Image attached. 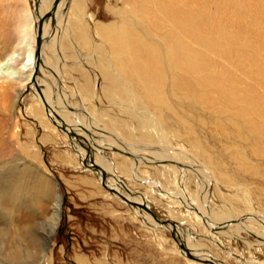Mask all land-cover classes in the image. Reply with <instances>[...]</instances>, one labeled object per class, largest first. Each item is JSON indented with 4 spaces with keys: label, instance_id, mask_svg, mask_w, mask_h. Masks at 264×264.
Listing matches in <instances>:
<instances>
[{
    "label": "rangeland",
    "instance_id": "rangeland-1",
    "mask_svg": "<svg viewBox=\"0 0 264 264\" xmlns=\"http://www.w3.org/2000/svg\"><path fill=\"white\" fill-rule=\"evenodd\" d=\"M26 1L25 6L22 0H0V57L13 50L24 27L31 28L32 35L34 31L39 32L36 3ZM84 1L88 38L85 37L84 43L73 39L72 48L65 37L63 49H59V39L51 40L53 46L46 45L43 51V60H47L51 68L37 88L42 90L46 84L52 99L58 89H64L65 102L73 108L72 112L78 113L82 108L88 122L101 124V128L109 130L112 139L116 135V144L131 152L135 149V163L140 161L134 169L137 179L132 176L133 169L128 172L126 164L122 163L125 156H120L115 148L105 150L104 154L114 161L116 174L150 203V210L160 220L180 224L186 239L188 233L191 236L194 233L201 238L197 240L200 250L225 264H264V240L259 234L264 230L259 225L264 227V139L247 136L249 146L246 145L249 140L241 142L240 136L233 132L236 128L231 123L232 116L213 107L199 108L181 94L182 99H178L169 75L164 78L167 80L163 81L164 89L159 90L167 102L165 107L149 98L146 89L136 80L131 83L135 87H129L130 92L121 89L120 81L106 80L107 74L102 73L104 70L99 66L96 51L107 53L108 47H102L104 42L96 31V23L119 21L121 16L109 0ZM166 2L169 12L167 9L163 14L151 9L148 1L155 19L154 31L146 37L148 41L170 46L177 34L179 43L182 42L186 49H201L200 52L217 65L214 75L223 72L229 78L231 72L224 65L232 68L233 76L240 80L234 89L235 100L239 101L243 93L254 96L258 110L264 113V0ZM70 7V2L62 7L65 17ZM60 24L57 25L60 26L59 38L63 30ZM77 24L80 27L81 23ZM160 24L164 25L158 27ZM47 36L53 37V34ZM28 42L35 49L36 37ZM215 47L223 48L224 52H216ZM85 57L90 60L85 61ZM24 61L21 53L16 52L0 71V264H183V256L170 250L176 241L168 230L143 224L129 206L111 197L98 181V185L86 183L84 177L95 176L82 167L74 168L77 157L64 132L50 125L47 116L43 120L48 126L35 120L30 109L38 102L26 90L29 69L22 66ZM106 61L108 59H104ZM55 72L60 80L56 79ZM16 90L21 91L20 95ZM169 90L175 95L171 96ZM59 106L62 108L63 102ZM223 125L230 126L228 133ZM164 136L168 137L170 148L159 142ZM196 144L206 154H196ZM73 145L76 147L74 142ZM231 145L239 146L241 153L247 155L245 168L238 164L239 155L232 151ZM160 151L165 161H176L161 166L159 159H154ZM209 158L215 173L207 167L210 166ZM189 159L193 164H188ZM173 164L187 167V172L181 173L184 192L193 200L191 210L176 199L182 189L178 186L180 171ZM193 169L206 177L207 186L201 188ZM247 212H251L252 219L255 218L252 221L257 223L248 219L251 222L244 224L247 228H237L231 218L249 217ZM200 213L204 214V221ZM205 219L223 227L232 223L226 229L230 228L237 235L224 234L210 239L207 236L213 232L205 230ZM212 225L214 223L208 229L213 230Z\"/></svg>",
    "mask_w": 264,
    "mask_h": 264
},
{
    "label": "bare ground",
    "instance_id": "bare-ground-1",
    "mask_svg": "<svg viewBox=\"0 0 264 264\" xmlns=\"http://www.w3.org/2000/svg\"><path fill=\"white\" fill-rule=\"evenodd\" d=\"M34 1H35L34 3H36L35 8H36L37 15L35 16L38 19L37 25H38L39 32L37 33V31H34L32 35L31 28H28V26L26 28L24 27V29H22L21 31L20 38L18 39L17 43L13 47V50L8 51L7 53H5L4 55L0 57V71L6 68L7 61L14 55V53L16 52L21 53L22 60H25L22 66L28 67L29 69V72L27 74L28 78L25 79V81L28 82V84H26V90L28 93L30 92L34 97V100L38 102L37 104H35V106L32 105L30 109V112L32 113L35 120L36 119L39 120L40 123H43L42 124L43 126H48L46 124V121H48L50 125L52 123L55 125V127L59 131L61 130L62 132H64V134L68 138L69 144L74 148V152L76 154L75 157H77V160H76L77 165L74 166V168L78 167L79 169V167H82L83 169L89 171L90 173H93L95 176L93 178H88V176H86V178L84 177L83 180L86 183H88L89 185L90 184L98 185L96 183L98 181L101 187L104 188L109 193V195H111V197L117 198L122 203L129 206L134 211V213L137 215V217L141 219L143 224L150 225L151 227L153 226V227L168 230L173 240L176 241V243L173 245V248H170V250L172 253L181 254L183 256V261H184L183 264H202L204 262L207 264H225L224 261L221 262L220 259L213 256L212 254H209L207 252H202L199 248L201 244L197 243L198 242L197 240L201 238H199L198 236H194V233H193V236H191L192 234L189 235L188 233L189 237L187 236L188 238L186 239L184 238L185 237L183 235L184 231H182L183 229L180 227V224L173 225V222H171L170 220H168L169 223H165L162 220H160V218H158L156 215H154L153 212L150 210V203L145 201L142 195H140L139 193H135L131 188L128 187V185H126L124 180H122L119 177V175L116 174L114 170V164H115L114 161L110 157H108L106 154H104L105 150L107 149L112 150L115 148V152L121 154L120 156H123V155L125 156V158L123 159L125 160V162H122V163L126 164L125 168L128 169V172H130V170L133 169L132 176H134L137 179L136 174H134V169L135 167H137L138 164H140V161L138 162V164H136L137 162L135 161V157H134L135 149H133V151L131 152V150L124 148L123 146L119 144H116L115 143L116 135H114L112 139L110 133L107 132L109 130L101 128V124L88 122L84 118V114H82V110H83L82 108H81V111H79L78 113L76 110H75L76 112H72L73 108L69 106L70 105L69 103L65 102L67 98L62 93L64 92V89L63 90L58 89L56 96L52 99V94L49 91L50 88L48 86L45 87L46 84L45 85L43 84L42 90H39L37 88V84L42 83L43 79L46 78L45 73L47 74L48 69L51 68L49 67L48 61L43 60V51H45V48H46L45 46L52 45L50 43L51 40L55 42V39L56 40L59 39L61 41L59 49H63L64 47H66L63 41L65 40V37H67V39L70 41L72 48H74V45H75L73 44L74 40L80 43L81 42L84 43L85 37L87 36L85 35L86 34L85 28L88 25L86 24V21H85L84 13L86 11V5L82 2L84 0H76L75 3L73 2V0H34ZM109 1L114 3L116 10L119 11L118 14L121 16V18H119L120 19L119 21L118 20L117 21L111 20L108 22L98 21L96 23V26H97L96 31L98 32V35L101 37V39L104 42L102 47H108L107 53L102 50L101 52L96 51L99 56V62H98L99 66L100 68L104 70V72L102 73L107 74L106 80H109L110 82L120 81L121 89H124L125 91H129V92L131 91L129 87H132L134 89L135 85H131V83L134 84V80H136L138 81V83L143 85L144 89H146V94L149 98L153 99L154 101H156L157 103L165 107L167 106V102L164 100V94L162 93V91H159V90H162L164 86L163 81L166 80V79L164 80L165 76L169 75L171 76V79H172V87H173L172 89H174L176 92V95L175 94L174 95L178 96V99L181 98V95H182L183 97L185 96V98H187L190 104H195L198 107L207 106V107H213L219 110L221 109L225 114L232 116L231 123H233V125L236 128L233 132L237 136L238 135L240 136V141L242 140L241 142L248 141L249 139L247 138V136H255L258 140L264 139V113L258 110V102L254 96H250V95L246 96L243 93L244 95L242 94V97L239 101L235 100L234 89L239 85L238 82H240V80L238 81L236 77L233 76L232 68H228L223 64L225 69H229L231 72V75L229 78L223 72H221L218 75H214L216 70L218 69L217 65L214 64L211 60H209L206 54L201 53L200 52L201 49H194V48H190V50L186 49L182 42L179 43V37L177 34L175 35L172 41V44L170 46L166 45L163 42L160 44L154 45V43L148 41L146 37H150V35L154 31V26H155V19L153 17L151 10H149L148 1L151 2V6H150L151 9L155 8L157 11L164 14L166 13L167 9L169 12V6H167L166 0H109ZM22 2H24L26 6L27 1L22 0ZM69 2L71 3V7H70L71 9L68 12L67 16L65 17L63 13L64 9L62 10V7L65 6ZM62 18H64V20ZM176 18L178 21L180 20V17L178 15H176ZM77 22L81 23L80 27L77 24ZM57 23L59 24L61 23L63 25L61 26L63 30L61 29L62 32L60 34V38L58 36L60 26H57L59 25ZM163 25L164 24H160L158 27L163 26ZM40 31H41V34H40ZM140 31L141 32L143 31L145 33H141ZM48 33L53 34V37L47 36ZM69 33L70 35H67ZM34 34H36L35 49H34V45L33 44L31 45L28 42L30 38L32 40L35 38ZM31 42L34 43L33 41ZM214 49L216 50V52H220V53L224 52L223 48L221 47H215ZM72 58L75 59L73 55H72ZM104 59H108V61L104 62ZM33 60L35 61L34 63H32ZM86 60L89 61L90 60L89 57L88 58L85 57V61ZM5 72H8V68L5 70ZM82 74L84 75L86 73H82ZM55 75L57 77L56 79L60 80L59 74L56 73ZM193 75H196V76H193ZM24 77H26V75ZM234 79H236L237 81L235 82ZM31 81H34V83L30 84L29 82ZM28 88L30 89V91ZM211 88H216L217 91L212 92L210 91ZM16 91H17L16 93L20 95L21 91L19 90H16ZM104 91H105V88H104ZM27 92L24 94H27ZM168 92H170V90ZM230 93H233V94L229 95ZM79 94H82V93H79ZM171 94L172 93L170 92V95ZM174 95H171V96H174ZM144 99L146 98L144 97L143 100ZM54 100H57L58 105L57 103L56 104L54 103ZM143 100H141V102ZM187 100H184V101L186 102ZM180 101L181 100H178L179 103H181ZM62 102H63V106L61 108L60 107L61 105L59 106V103H62ZM39 105L41 106V108ZM57 106H59L60 110ZM45 116H47L48 118L46 121L43 120ZM217 119H218L217 122L221 123L222 120L219 118ZM158 122L162 124L160 120ZM222 127L225 128V132L227 133L229 132L230 126L226 128L227 126L223 125ZM118 137L120 138V136ZM125 139L126 138H124L123 140ZM72 141L75 143L76 147L73 145ZM159 142L166 144V147L170 148L171 146L169 144V140L167 136L166 137L164 136L163 138H161ZM249 143H250V140L248 141L246 145H248ZM236 146L231 145V148H233L232 151L234 150L238 153L239 155L238 164L244 167L243 166L245 164L244 160H246L247 155L241 153V150L238 149L239 146L238 148ZM194 151L196 152V154L197 153L203 154V155L206 154V151L203 148H201L199 145L197 146V144H196V148H194ZM178 153L179 152H176V156H178ZM145 156H146V153H145ZM157 156L158 158H154V159H159L158 162L161 166L163 165L167 166V164L169 163L171 164V162L176 161V160L175 161L168 160L169 162L165 161L166 158H164L163 154L161 155V151L157 152ZM233 156H234V152H233ZM131 157L134 158V161L130 159ZM96 158L97 159L100 158V159L96 161ZM71 161H72V164H74V160L72 159ZM188 164H193V163L192 161H190ZM209 164L210 166L207 165V167L211 168V170L214 172L211 166V159H210ZM174 166H177V165H174ZM177 168L180 171V178L178 180V186L180 189H182V193L176 195V197H178L176 199L179 200L180 204L183 205L185 208H187V210L189 209L191 210L190 205H193V200H191L190 197L187 196L186 193L184 192L185 190L184 185H183L184 177L181 173V172L183 173L187 172V167L177 166ZM192 171L196 173L198 170L196 171L193 169ZM196 176H197L198 184L201 186V188H203L204 186H207L208 181H204L206 177H203L201 173L199 174L196 173ZM138 180H140V178H138ZM97 190H98V187H97ZM169 195L174 196L173 194H170V193ZM58 206L59 204H57V207ZM54 208L56 209V206H54ZM56 210L58 211V209ZM109 211L113 213L115 210H109ZM191 214H194V213H191ZM200 214H201L202 220L204 221V214L203 213H200ZM194 215L197 216L196 214ZM248 215L250 216L249 217L241 216L240 218L236 216L231 219L235 220V222L234 221L233 222L236 224L237 228H240V227L245 228L246 225L244 224H248L249 222L255 219V218L252 219L253 217H251L252 216L251 212L248 213ZM210 216H212V212L210 213ZM248 219H250L251 221ZM223 221L224 220H222V222ZM252 222H256V221H252ZM205 223L207 224V225L204 224L205 230L213 232L212 235L207 236L210 239L213 238V236L215 237L220 236V235L223 236L224 234L229 235V237H231L232 234L237 235L235 232H232L230 228L226 229V226H229V224H232V223H227L226 225L224 224L225 225L224 227L219 226L220 224L218 222L216 223L215 221L210 222L208 220L206 221V219H205ZM212 223H214V225L211 226V227H214L212 228L213 230L208 229ZM259 225L262 228H264L263 224H259ZM145 227L148 228V226H145ZM259 234L260 236H262L261 240H264V230H262V232ZM234 237L235 236H233V238ZM46 238L48 240L47 236ZM160 247L162 248L161 245ZM168 258L170 259V257ZM251 262H252V259H251Z\"/></svg>",
    "mask_w": 264,
    "mask_h": 264
}]
</instances>
